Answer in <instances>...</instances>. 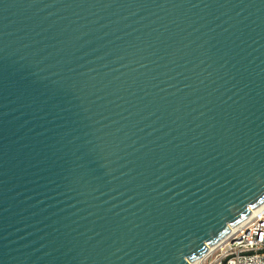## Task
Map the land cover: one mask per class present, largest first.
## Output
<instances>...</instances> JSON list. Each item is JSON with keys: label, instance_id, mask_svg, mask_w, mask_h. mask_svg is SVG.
<instances>
[{"label": "water", "instance_id": "95a60500", "mask_svg": "<svg viewBox=\"0 0 264 264\" xmlns=\"http://www.w3.org/2000/svg\"><path fill=\"white\" fill-rule=\"evenodd\" d=\"M264 204V0H0V264H192Z\"/></svg>", "mask_w": 264, "mask_h": 264}, {"label": "built area", "instance_id": "2783aa9c", "mask_svg": "<svg viewBox=\"0 0 264 264\" xmlns=\"http://www.w3.org/2000/svg\"><path fill=\"white\" fill-rule=\"evenodd\" d=\"M230 230L198 264H264V208Z\"/></svg>", "mask_w": 264, "mask_h": 264}, {"label": "bare ground", "instance_id": "6f19581e", "mask_svg": "<svg viewBox=\"0 0 264 264\" xmlns=\"http://www.w3.org/2000/svg\"><path fill=\"white\" fill-rule=\"evenodd\" d=\"M261 208H264V204L263 205H261L259 208H257V209H261ZM257 209H255L254 211H256ZM192 264H198V261H196V262H194V263H192Z\"/></svg>", "mask_w": 264, "mask_h": 264}]
</instances>
